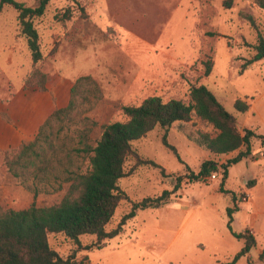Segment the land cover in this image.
Masks as SVG:
<instances>
[{
  "label": "rangeland",
  "instance_id": "1",
  "mask_svg": "<svg viewBox=\"0 0 264 264\" xmlns=\"http://www.w3.org/2000/svg\"><path fill=\"white\" fill-rule=\"evenodd\" d=\"M22 1L26 5H37V0ZM186 5L184 0H49L44 14L34 19L44 53L50 50L51 42L58 39L64 42L58 59L63 57L65 63L70 60L82 71H89L94 62H97V71L104 67L94 78L102 90V97L82 114L96 122L90 133L91 141L99 137L102 124L125 120L124 105H137L149 95L187 101L192 84L208 87L236 116L239 128L249 127L251 122L254 127L249 128L264 134V58L244 65V60L254 53V49L246 44L256 42L257 31L239 15L240 12L251 14L264 37V11L256 4L251 3L250 6L242 0L236 1L230 11L215 0H192V9L188 7L190 14L186 12ZM67 8L72 9L71 19L58 21L55 17L60 18ZM0 12V24L10 29L17 11L4 5ZM222 16L227 17V22L219 21ZM166 25V33L159 36ZM2 38L8 41L9 36L3 34ZM15 41L16 64L5 69L13 83L17 81L19 70L26 68L31 59L24 39L15 37ZM144 41L152 46L141 45L140 42ZM84 43L93 46L94 52L91 50L89 53H94L96 59L80 51L73 52ZM119 44L134 56L120 51ZM7 54L12 55L11 52ZM205 60L213 62L208 75H204L202 62ZM45 62L46 68L54 63L51 59ZM58 62L59 68L64 70L62 67H65V63L60 66ZM236 99L255 105V113L249 117V122L247 113L243 115L234 109ZM73 114L74 111L70 116L52 120L45 130L47 138L42 140V137L38 145L46 151L44 158H52L53 166L58 164L56 159L65 166L71 159V168L80 166L84 170L87 157L73 150L77 147V134L83 128V121ZM198 131L211 136L217 133L210 123L197 117L188 122H174L168 127L167 139L176 147L182 162L162 144L161 136L165 130L159 126L132 142L140 155L153 159L172 175L162 177L158 168L140 165L130 175L120 178L118 185L126 192L128 199L119 203L106 230L114 228L130 210V200L137 201L146 196L159 195L165 189L171 190L175 177L186 172V165L196 172L204 159L214 158L218 163H223L237 153H209L193 139ZM263 147L259 139H253L252 150L258 152ZM53 153L56 158L52 156ZM134 162L132 157H128L125 168L130 169ZM248 166L244 161L231 165L224 180L221 174L210 182L183 180L167 204L136 211L118 235L102 241L101 245H95L97 239L94 235H82L81 244L91 247L81 249L64 234L57 233L49 235L50 246L63 258L73 255L70 261L74 264L227 262L241 249L243 241L229 232L226 208L234 205L235 196L236 205L248 216V205L241 201L243 194H247L249 199L247 186L254 180L249 178L242 182L243 177L250 175L246 170ZM56 168L57 174L63 166ZM54 173L55 169L48 168L42 175L46 180L38 185H33L32 176H29L26 184L32 189L26 190L33 194V189H38L37 195L29 200L18 194L19 187L25 189L20 179L12 177L3 165L0 168V205L22 209L31 203L49 205L58 201L67 183L55 180L52 176ZM252 200L260 206L264 198L256 190ZM241 215L237 213L236 219L231 222L235 232H241L245 227L246 220ZM257 237L258 244L234 264H264L258 259L263 243L260 244L261 239Z\"/></svg>",
  "mask_w": 264,
  "mask_h": 264
},
{
  "label": "trees",
  "instance_id": "2",
  "mask_svg": "<svg viewBox=\"0 0 264 264\" xmlns=\"http://www.w3.org/2000/svg\"><path fill=\"white\" fill-rule=\"evenodd\" d=\"M48 2L49 0H37L36 6H30L16 0H0V10L2 6L7 5L17 11L16 37L24 39L33 64L43 55L53 56L60 43V40L56 39L51 42L48 52L44 53L41 50L40 34L34 19L44 14ZM232 3L233 0H224L222 5L230 8ZM253 3L264 10V0H253ZM71 10L67 8L60 18H55L58 21H68L71 19ZM239 15L249 21L257 31L256 42L246 44L254 49V53L244 60V65H248L264 58V37L251 14L240 12ZM202 64L205 68L204 75H208L212 71V60H205ZM45 81L46 74L37 66L23 77L25 86H36L40 89H44ZM101 97L102 90L90 74L77 77L71 89L68 105L55 110L40 126L33 140L5 152L3 165L12 177L20 179L25 189H32L26 184L29 176H32L33 185L46 180L42 175L48 168L55 169L53 178L57 181L60 179L59 183L66 182L67 188L58 201L49 205L31 203L22 209L5 208L0 205V264H74L70 261L73 255L63 258L50 246V234L62 233L81 249H87L91 245H82L80 237L94 235L97 239L95 245H101L102 241L118 235L122 226L136 214V211L167 204L171 194L180 188L183 180L204 181L207 176L219 169L224 180L231 165L253 155V139L257 138L264 144V134L256 133L247 127L239 128L236 116L228 111L204 84H192L189 87L187 101L181 98L163 99L159 95H149L137 105H124L122 109L125 120L102 124L99 137L91 141L90 133L96 122L82 114L92 108ZM249 105V102L241 99H236L233 103L234 109L240 113L246 112ZM73 111V115L79 116L80 121H83V128L77 134V147L73 150L86 156L88 163L84 170L80 166L73 169L71 159L66 166L56 159L57 166H63L56 174L57 166H53L51 157L44 158L46 151L38 143L42 137V140L47 138L45 130L52 120L70 116ZM193 117L210 123L217 130L214 136L198 131L193 136L198 144L213 155L229 154L234 151L237 153L223 163H218L214 158L204 159L196 172L186 165V172L175 177L171 190L165 189L159 195L146 196L137 201L130 200V210L121 217L114 228L106 230V225L112 219L119 203L128 199L126 192L118 185L120 178L130 175L140 165L158 168L162 177L172 175L153 159L140 155L133 148L132 142L159 126L165 130L161 136L162 144L182 162L176 147L168 141L166 131L172 123L188 122ZM48 144L50 145V142ZM257 154L264 155V150ZM52 156L56 158L55 153ZM128 157H132L135 162L127 170L125 161ZM252 186L250 181L247 187ZM60 187L61 184L58 185V188ZM37 193L38 189H33L34 197ZM233 202L232 207L226 208V225L231 235L241 239L243 245L229 261L219 264H234L240 257L247 256L256 245L254 235L248 230L241 232L232 230V214L238 210L235 196ZM258 259L264 263V246L258 254Z\"/></svg>",
  "mask_w": 264,
  "mask_h": 264
},
{
  "label": "crops",
  "instance_id": "3",
  "mask_svg": "<svg viewBox=\"0 0 264 264\" xmlns=\"http://www.w3.org/2000/svg\"><path fill=\"white\" fill-rule=\"evenodd\" d=\"M16 1L23 2L22 0ZM184 1L187 3L185 8L186 12L190 14L191 11L188 12V7L192 9V0ZM215 1L222 5V2L224 0ZM236 1L238 0H233L232 6L230 8H225L223 5L222 6L224 7V9L230 11L232 10L234 4H236ZM242 1H244V3H248V5L250 6L251 3H253V0ZM259 9L262 10L261 8ZM1 17L2 13L0 12V19ZM227 20L228 19L226 16H222L219 19V21L222 22H227ZM11 22L12 26L10 29H7L6 25L4 24H0V168L3 167V156L5 152L16 149L22 143H26L33 140L38 134L39 128L43 124V122L55 110L64 108L68 105L71 97V89L77 77L85 74H90L93 78H97V76L104 69V67L101 66L100 69L97 71V62H94L93 66L89 69V71H82L78 69L70 60H68V63H65L66 60H64L63 57L61 59H58V54L62 51V45L64 43L61 40L58 49L53 56L43 55V57L35 64H33L32 60L29 59L28 66H25L26 68H23V70H19L17 75V81L16 83H13L12 80H10L9 75L5 73L6 68H9L12 65L16 64L15 20L14 23L13 21ZM195 22L196 21H194V23ZM167 28L168 25L165 26V29L163 27L161 29V32L159 33V36H163L166 33ZM3 34L9 36L8 41L3 40ZM189 43L191 45V39L189 40ZM140 44L149 48L152 46L151 43L149 44L145 41L140 42ZM121 46L122 45L119 44V49L121 48L120 51H124ZM91 50H93V46L90 43H84L79 48L75 49L73 52L80 51L84 53L85 56H92L94 59H96L94 53H89ZM7 52H11L12 55L7 54ZM124 52L129 53L127 50ZM102 53L104 54V51ZM129 54L131 56L133 55L131 53ZM50 59L54 61V63L46 68L45 65H47V63L45 61H50ZM57 61H59L58 63L60 66H64L65 63V67H62V69L64 68V70H61L59 68ZM16 66L18 68L20 67V65ZM36 66L43 73L46 74L44 89H40L36 86H25L23 84V77L29 74L30 71ZM10 83L11 85H9ZM140 85L142 86V84ZM249 104L250 105L248 110L243 113V115H246L247 113L246 117L248 122L249 117L253 115V113H255V105L253 103ZM256 114H258V112H256ZM249 127H254V125L249 122ZM262 150H264V147L262 148ZM258 152L254 151L251 157L243 158L239 161H244L245 163L249 164V166L246 167V170L250 172V175H246V177H243L242 182L245 183L249 178L254 180H251L253 186L247 188L250 193V197L248 201L244 203L248 205V208H246L248 216H246L245 213L243 214V210L238 207V210L233 213V221L236 219V214L241 213V218L246 220L245 227H243L241 231H251V234L255 237L256 245L258 244L257 236H259V238L261 239L260 244L263 243V247L264 201L262 205L259 206L256 205L252 200V195L256 190H258L264 198V155H258ZM17 191L18 194H22L25 198H28L29 200H31L33 197V194H31V192L27 191L23 187H19ZM260 248L259 251L261 250Z\"/></svg>",
  "mask_w": 264,
  "mask_h": 264
},
{
  "label": "built area",
  "instance_id": "4",
  "mask_svg": "<svg viewBox=\"0 0 264 264\" xmlns=\"http://www.w3.org/2000/svg\"><path fill=\"white\" fill-rule=\"evenodd\" d=\"M219 174H221L220 169H219L218 171H216V172L211 173L209 176H207V177L204 179V181H206V182H210V181H212V180H216V179L218 178V175H219ZM241 201H242V203H245V202L248 201V196H247V194H243V195H242V197H241ZM249 233L251 234V231H249Z\"/></svg>",
  "mask_w": 264,
  "mask_h": 264
}]
</instances>
